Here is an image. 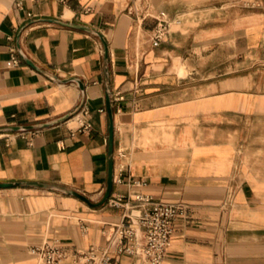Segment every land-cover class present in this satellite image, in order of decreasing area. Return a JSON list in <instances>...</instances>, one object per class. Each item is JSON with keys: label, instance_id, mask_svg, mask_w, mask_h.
Segmentation results:
<instances>
[{"label": "crops", "instance_id": "crops-1", "mask_svg": "<svg viewBox=\"0 0 264 264\" xmlns=\"http://www.w3.org/2000/svg\"><path fill=\"white\" fill-rule=\"evenodd\" d=\"M161 11L169 31L152 47L145 12ZM14 47L32 65L19 52L13 65ZM107 90L121 96L110 101L109 198L146 193L185 206L162 264H264V3L255 0H0V183L13 184L0 188V264H37L35 248L54 239L67 251L61 264L90 246L136 264L115 233L136 210L99 204ZM81 104L89 132L71 136L74 118L8 129Z\"/></svg>", "mask_w": 264, "mask_h": 264}, {"label": "built area", "instance_id": "built-area-1", "mask_svg": "<svg viewBox=\"0 0 264 264\" xmlns=\"http://www.w3.org/2000/svg\"><path fill=\"white\" fill-rule=\"evenodd\" d=\"M255 3H264V0H255ZM28 15L30 16V14ZM145 18L152 20V25L149 28V43L152 47H158L168 35L169 19L162 11L156 14L145 12ZM10 51L11 62L13 65H17L20 61L18 51L15 47L11 48ZM120 98L119 93L110 95L111 102ZM99 111L104 112V109ZM88 115V109L82 106L71 117H76V126L70 130L71 136L77 132L92 130L93 126L87 118ZM59 143L61 148L64 147L63 142ZM118 182H120L119 179ZM128 197L129 199L125 201L123 196L108 199L111 206H122L125 210L135 209L137 211V214L130 211V214L126 216L128 221H122L115 226V233L118 238L126 240V244L122 245L118 251L136 258V264H162L172 243L174 223L185 210L184 204L157 200L146 193H135ZM35 251L37 264H61L67 257V251L57 239L44 241L35 248ZM73 262L75 264H120L119 259L111 256L107 248L99 246H90L84 252L77 253Z\"/></svg>", "mask_w": 264, "mask_h": 264}, {"label": "water", "instance_id": "water-1", "mask_svg": "<svg viewBox=\"0 0 264 264\" xmlns=\"http://www.w3.org/2000/svg\"><path fill=\"white\" fill-rule=\"evenodd\" d=\"M18 52H19V55L23 59H25L29 64L32 65V63L29 60H27L25 55L20 50H18ZM106 60H107V55H106ZM71 80L76 81L78 86L80 88H82V82L80 80L75 79V78H72ZM105 102H106V110H107V113H108V116H109V121H110V124H109V138H108V154H109V160H108V181H107V187H106L105 194H104L102 200L99 202V204L104 203L109 198L110 193L112 191V186H113V114H112V107H111L110 95H109V91L108 90H107V94H106V97H105ZM81 107H82V104L74 112L68 114L67 116H65V117H63L61 119H58V120L43 124V125H38V126H34V125H29V126H11L8 129L11 130V131H27V130H33L35 128H40V127H44V126H50V125H53V124L58 123L60 121H66V120L70 119L73 115H75L79 111V109ZM12 185L13 184L0 183V188L12 187ZM69 193L77 196L78 198L84 200L85 202H87L90 205H96V204L90 203L84 196H82V195H80V194H78L76 192H69Z\"/></svg>", "mask_w": 264, "mask_h": 264}, {"label": "bare ground", "instance_id": "bare-ground-1", "mask_svg": "<svg viewBox=\"0 0 264 264\" xmlns=\"http://www.w3.org/2000/svg\"><path fill=\"white\" fill-rule=\"evenodd\" d=\"M70 119H72V118H70ZM70 119H69V120H70ZM74 119H76V117H74ZM67 121H68V120H67ZM118 168H119V167H118ZM135 214H137V211H135ZM73 263H74V262H73ZM74 264H75V263H74Z\"/></svg>", "mask_w": 264, "mask_h": 264}, {"label": "rangeland", "instance_id": "rangeland-1", "mask_svg": "<svg viewBox=\"0 0 264 264\" xmlns=\"http://www.w3.org/2000/svg\"><path fill=\"white\" fill-rule=\"evenodd\" d=\"M135 226L137 227V229H138V225L136 224V222H135ZM139 234H140V232H139Z\"/></svg>", "mask_w": 264, "mask_h": 264}]
</instances>
